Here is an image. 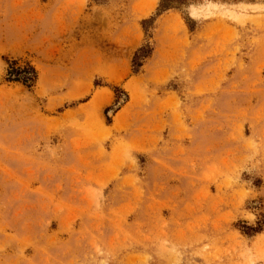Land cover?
<instances>
[{
  "label": "rangeland",
  "instance_id": "1",
  "mask_svg": "<svg viewBox=\"0 0 264 264\" xmlns=\"http://www.w3.org/2000/svg\"><path fill=\"white\" fill-rule=\"evenodd\" d=\"M0 264H264V0H0Z\"/></svg>",
  "mask_w": 264,
  "mask_h": 264
},
{
  "label": "trees",
  "instance_id": "2",
  "mask_svg": "<svg viewBox=\"0 0 264 264\" xmlns=\"http://www.w3.org/2000/svg\"><path fill=\"white\" fill-rule=\"evenodd\" d=\"M137 58L138 56L136 55L134 59V64L141 66L142 64L138 63ZM8 79L10 81L22 82L23 84L27 86H33L37 80V72L32 67H24V68H14L13 67L11 70H9ZM245 228H247L248 230H251L252 232L253 231L259 232L262 230L260 222L258 226L256 227L246 225Z\"/></svg>",
  "mask_w": 264,
  "mask_h": 264
}]
</instances>
